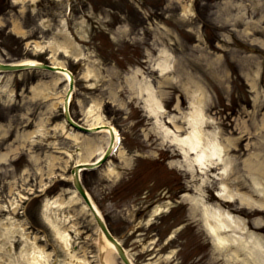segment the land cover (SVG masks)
<instances>
[{
  "label": "rangeland",
  "instance_id": "rangeland-1",
  "mask_svg": "<svg viewBox=\"0 0 264 264\" xmlns=\"http://www.w3.org/2000/svg\"><path fill=\"white\" fill-rule=\"evenodd\" d=\"M164 51L172 66L159 75L156 66L166 57ZM23 59L72 70L74 119L91 125L100 115L119 130L124 153L115 150L110 162L83 171L82 178L134 263L226 264L183 198L201 176L191 181L185 168L170 163L179 156L172 157L175 146L162 137L167 129L148 115L129 83L138 72L151 79L165 107L161 125L174 130L177 124L179 134L188 130L191 99L204 95L210 121L203 129L217 131L234 157L227 181L248 192V163L254 154L264 157V0H0V61ZM5 75L0 152L21 148L0 161V264H32L29 239L35 233L38 244L55 250L57 260L51 264L70 258L42 215L44 201L55 198L69 203L55 212L66 227H78L72 231L78 256L103 264L100 228L70 180L76 163L96 157L85 145L94 136L79 134L77 141L75 132L64 130L65 83L47 89V97L35 96L34 86L46 87L56 74L26 70ZM37 122H46L45 133L20 146L16 136L36 129ZM216 188L215 181L205 184L206 199L223 202ZM21 192L27 198L13 214ZM243 209L240 215L264 237V211ZM72 214H77L74 220H65ZM13 217L30 225L29 239L21 231H7ZM257 217L260 227L253 223ZM113 260L124 264L118 253Z\"/></svg>",
  "mask_w": 264,
  "mask_h": 264
},
{
  "label": "bare ground",
  "instance_id": "bare-ground-1",
  "mask_svg": "<svg viewBox=\"0 0 264 264\" xmlns=\"http://www.w3.org/2000/svg\"><path fill=\"white\" fill-rule=\"evenodd\" d=\"M18 1V0H17ZM22 1V0H19ZM162 54L164 59L159 62V65L156 66V69L160 71L159 75H165L171 70V64L169 63V53L164 51ZM0 89L3 80L5 79V74L10 72H19L22 66L26 65H35L39 64L38 60L34 59H23L17 62H2L0 61ZM6 65V66H5ZM53 68H57V72H53L55 78L49 85L40 89V86L35 89V96H48L50 92H47V89H55V86L65 83V91L63 93L62 102L64 104L65 99H69L70 103L72 100V92L70 96H67L69 84L72 80V76L69 71H64V65L61 63H55ZM3 67V68H2ZM16 69V70H14ZM31 70H44L42 68L36 67ZM26 71V70H22ZM45 71V70H44ZM73 75V74H72ZM74 76V75H73ZM142 76V77H141ZM147 78V79H146ZM74 79V78H73ZM6 80V79H5ZM151 79L144 74L137 73L130 80V87L135 92L141 100L143 108L148 113L149 116L156 118L157 124L160 123V128L165 127L167 129L163 130V139L175 146V149L172 152V157L179 158L172 160L170 163L179 167L185 168L187 172L191 175L192 180L196 181L198 175L200 182L198 184H192L188 188L189 191L193 193H184L183 198L191 205V212L194 216H200V221L202 226L209 237L211 244L214 250L218 251L225 259L226 264H264V237L255 233L251 230L250 223L248 224L247 219L244 216H241L239 212H243V207H246L251 213H255L253 210L257 209L264 211V167L261 165V158H264L260 154H254V157L249 161V191L244 192L233 187L227 180L231 173L233 172L234 166V157L229 154L228 146L224 145L217 131L208 130L205 131L203 126L210 121L206 114L203 111L204 108V95L201 93V98L197 97L191 99V111L186 115V123L188 125V130L185 134H179L181 131V126L176 124L174 130H169V127L166 125H161L162 121L159 119L161 112L165 111V107L161 99L158 97V91L152 85ZM7 82L9 79L6 80ZM55 103L51 104V109ZM74 120V117L72 118ZM173 119L170 118L169 121ZM79 126L73 124V122L68 121L65 118V121L62 123V126L66 132H75L73 137L75 140L79 141V134H85L90 137L85 145L91 156L95 155L96 157L92 160L85 159L84 161H79L76 163L72 169L80 170L76 173L77 177H82V170H86L90 165H96L100 160H106V156L112 151L119 150V154H123L124 150L120 146V133L119 130L105 119L98 115L97 122L91 125H84L74 120ZM210 123V122H209ZM67 124L70 126L67 127ZM37 127L32 131H27L22 134H18L16 139L20 142V146H24L31 141L32 138L40 133H45L43 130L46 127V122H37L35 124ZM73 128V129H72ZM74 130V131H71ZM95 138V139H93ZM99 139L104 141V144L100 142ZM8 148L4 152H0V161H8L11 158L17 149ZM169 150H171L169 148ZM177 151V152H176ZM107 155H104V154ZM37 159V157L35 158ZM110 160V159H109ZM110 162V161H109ZM106 163L104 162V165ZM71 171L70 180L75 183L76 175ZM80 177V178H81ZM83 185V178H81ZM217 182V188L215 193L219 198L222 199L223 203L220 201L210 202L206 199V193L204 186L207 183ZM86 187V186H85ZM87 189V188H86ZM76 195L81 196L79 189H75ZM86 194L91 203H83L85 209L91 214V216L96 219V215L100 216L107 226L110 228V225L99 208L98 204L94 198L89 194ZM90 195V196H89ZM27 198V195L24 192L20 193V198L14 202L11 210L13 214H16L18 208L21 206V203L24 199ZM60 199V198H59ZM58 198L47 199L44 201L42 207V215L46 223L51 225L54 229L56 236L60 239V242L63 244V248L66 253L70 256L68 259H63L62 264H92L89 260L80 258L78 256L79 252L75 249L74 237L72 231L76 230L78 227L75 224L65 226L61 223L62 218L57 219V213L55 212L58 207H64V204L59 202ZM231 202H239L240 207L235 206L233 209H228L223 204L231 205ZM19 212V211H18ZM77 215V214H76ZM75 214L65 218L67 221H72L75 219ZM15 216V215H14ZM13 225H5L9 233L15 234L21 231L24 235L23 237L28 238L27 229L30 227L29 224H22V221H18L12 218ZM59 222V224L56 223ZM262 221L261 217L254 219L253 223L255 227H260V222ZM100 228V251L102 253V262L103 264H115L113 257L117 254L118 246L115 241H117L122 248L126 249L122 242L115 237V240H111L103 231L102 227ZM113 236V235H112ZM40 236L36 233L33 235V238L29 239L32 246L29 251L30 262L32 264H51L55 259V250H47L46 245H41L38 242L40 241ZM48 240L44 235L41 237L42 240ZM86 251V249H83ZM128 254V259L130 258L134 263L133 259ZM120 255V254H119ZM122 262L124 260L121 258ZM56 264V263H55ZM135 264V263H134Z\"/></svg>",
  "mask_w": 264,
  "mask_h": 264
},
{
  "label": "water",
  "instance_id": "water-1",
  "mask_svg": "<svg viewBox=\"0 0 264 264\" xmlns=\"http://www.w3.org/2000/svg\"><path fill=\"white\" fill-rule=\"evenodd\" d=\"M0 65H1V64H0ZM5 66H6V65H5ZM36 67L42 68V69H44V70L52 71V72H57V68H53V67H54L53 65H51V64H45V63H39L37 66H35V65H26V66H22L20 70H27V69H33V68L36 69ZM2 68H3V67H2ZM14 70H16V69H14ZM63 70H64V71H67L66 68H64ZM69 73H70V75L72 76V80H71V83H70V88H69L68 96H70L69 93L73 91V89H74V82H75V79H73L74 76L72 75L71 72H69ZM65 109H66V114H65V115H66V118L68 119V121H70V122L72 121L73 124H75L76 126H79V125H78L76 122H74V120H72V118H71L70 111H69V99H66ZM109 154H110V153H109ZM109 154H108V155H109ZM108 155H107L106 157H108ZM104 161H105V160H102L101 162L97 163L96 165H90V166H88V167H89V168H95V167L101 165L102 163H104ZM73 172H74L75 175H76V173H78L79 170H78V169H77V170L74 169ZM75 183H76V186H77V188L79 189L80 193L82 194V196L84 197V199H85L86 202L88 203V205H90L91 203L89 202V198H88V196H87V194H86V191H85L84 187L82 186L81 182L79 181V178L77 177V175H76V182H75ZM96 220H97V222L99 223V225L102 227L104 233H105V234H106L111 240H115V238L112 236V234L110 233V231H109V229L107 228V226L105 225V223L102 221L103 219H102L100 216H97V215H96ZM115 243H116V245L118 246L119 253H120L122 259L124 260V262H125L126 264H132V263L130 262V260L128 259L126 253L124 252V249L122 248V246H121L117 241H115Z\"/></svg>",
  "mask_w": 264,
  "mask_h": 264
}]
</instances>
